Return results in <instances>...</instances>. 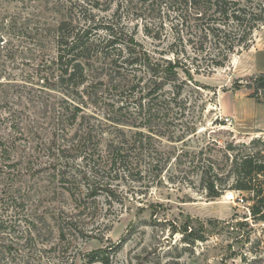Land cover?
Segmentation results:
<instances>
[{"label": "rangeland", "instance_id": "1", "mask_svg": "<svg viewBox=\"0 0 264 264\" xmlns=\"http://www.w3.org/2000/svg\"><path fill=\"white\" fill-rule=\"evenodd\" d=\"M56 2L5 0L0 7L14 31L0 54V141L10 151L1 162L12 166L0 168V203L8 201L5 192L11 190L24 207L16 210L20 225L9 240L18 242L15 256L29 264H86L89 253L105 250L110 264H264V220L251 214L254 194L229 188L234 182L229 178L224 194L212 200L201 176L210 161L227 175L232 153L264 149V99L251 97L248 88L264 72V24L246 38L235 24L222 26L227 36L220 41L241 45L223 67L193 73L194 79L181 73L178 105L151 132L140 119L133 125L126 114L121 117L130 123L124 125L108 119L116 116L109 105L115 87L103 85L99 95L91 88L90 95L78 96L61 84L53 31ZM179 8L177 1L170 3L151 33L145 20L122 9L128 18L125 38L132 35L157 58L168 52L166 57L180 58L194 69L196 63L211 64L218 58L219 41L205 38L201 29L213 10L198 21L193 7ZM198 8L205 13L204 6ZM111 68L89 73L86 85L99 83L98 75H114ZM77 106L78 118L72 121ZM88 130L101 141L95 157L103 159L111 141L132 144L135 133H143L131 151L130 175L118 167L97 178L90 175L75 149L76 133ZM229 144L233 151L227 150ZM230 192L245 201H231ZM67 220L74 230L61 240L57 224ZM192 229L207 240L182 242Z\"/></svg>", "mask_w": 264, "mask_h": 264}, {"label": "trees", "instance_id": "2", "mask_svg": "<svg viewBox=\"0 0 264 264\" xmlns=\"http://www.w3.org/2000/svg\"><path fill=\"white\" fill-rule=\"evenodd\" d=\"M1 1L0 7L5 0ZM175 1L181 9L193 7L195 19L198 21L204 20V16L213 10L210 13L211 20L206 21L207 25H203L204 28L201 29L205 38L212 36L219 41L215 42L219 49L218 58L213 59L211 64L201 66L196 63L194 69L191 63L184 62L180 58L166 57L165 54L168 52H160L161 57L157 58L145 50L139 42H133L132 35L125 38L127 37L125 30L127 31L128 26L125 21L128 18L120 14L122 9L132 11L131 14H136L137 19L145 20L146 31L151 33L150 30H155L157 25L161 24L163 12L166 13L165 10L170 8V3ZM202 6L206 8L204 14L198 8ZM52 10L57 15L53 31L57 44V63L61 71L59 75L61 84L73 87L78 96L90 95L88 89L91 88L99 95V91L105 90L103 85L115 87L116 92L110 97L109 105H111L110 111L116 116H109L108 119L114 124L124 125V123H130L125 122L121 117L126 114V118L130 117L133 120L131 122L133 125H136V120L140 119L141 125L151 132L155 125L170 117V111L178 105L181 73L187 75L189 79H194L193 73L199 74L202 71L208 73L213 70L212 68L223 67L229 54L241 45L242 42L236 45L226 39L220 41L227 36L224 28L229 25V22L235 24L240 28L239 30L242 29L244 38L257 26L264 24L263 0H58L54 3ZM109 11L113 12L110 16H106ZM6 17L5 10L0 11V42H2L0 54L7 49L5 43L11 42L14 37V31ZM101 32L105 34L104 39L100 35ZM245 47L248 48L249 45L245 44ZM225 49H228L226 54H224ZM105 66L112 67L114 75L111 73L104 75L103 78L98 75L99 83L91 82L86 85L89 73L94 75L98 70L105 69ZM146 76H149L147 80ZM84 85L86 88L79 90ZM248 88L252 90L251 97H256L260 101L264 99V72L255 76L248 84ZM126 91H130L129 94ZM79 111V106L75 107L72 121L77 120ZM194 132L196 131L192 133ZM137 135L141 137L143 133L141 131L135 133L132 144L124 140L108 143L107 158L103 159L101 155H98V158L95 157V151L97 147L99 148L101 141L94 140L96 136L93 131L77 132L75 149L78 155L76 157L86 161L88 172L95 178L99 177L105 169L112 172L116 171L117 167L122 168L124 174L130 175L133 171L131 168L134 166L131 151L136 149ZM251 143L256 144L257 140ZM248 149L244 154L232 153L233 164L227 175H221L216 171V162L210 161L202 168L201 176L207 196L212 200L224 194L228 187L227 180L233 178L234 182L229 188L253 193L255 202L251 207V214L255 219L264 220V186L258 184L262 181L260 178H264V149L258 152ZM227 150L233 151L234 145L229 144ZM9 154V148L0 141V165L2 166L0 168L12 167L1 162L3 158L9 159ZM5 193L8 201L0 203V264H29V262L23 263V259L15 256V252H18V242L10 241L9 243V240L15 237L16 228L20 225L16 210L19 211L20 207L22 209L24 207L12 196L11 190ZM82 207L87 208L85 205ZM60 223L57 224L59 237L65 240L67 234L74 230L71 227L73 222L67 220L64 225ZM27 229L30 230L29 226ZM195 240L206 241L207 238L201 232L192 229L191 232H186L182 242L189 243ZM93 263L110 264V256L105 250H96L88 254L86 262V264Z\"/></svg>", "mask_w": 264, "mask_h": 264}, {"label": "built area", "instance_id": "3", "mask_svg": "<svg viewBox=\"0 0 264 264\" xmlns=\"http://www.w3.org/2000/svg\"><path fill=\"white\" fill-rule=\"evenodd\" d=\"M226 196L228 197V199H230L231 201H233L239 205L245 201L243 197L238 196L234 192H230Z\"/></svg>", "mask_w": 264, "mask_h": 264}]
</instances>
